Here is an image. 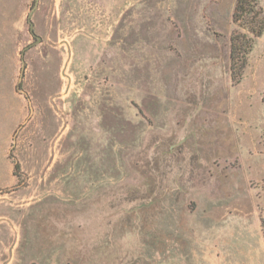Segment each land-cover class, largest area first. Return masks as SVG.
Returning <instances> with one entry per match:
<instances>
[{
	"label": "rangeland",
	"instance_id": "obj_1",
	"mask_svg": "<svg viewBox=\"0 0 264 264\" xmlns=\"http://www.w3.org/2000/svg\"><path fill=\"white\" fill-rule=\"evenodd\" d=\"M234 4L0 0V264H264V31L233 84Z\"/></svg>",
	"mask_w": 264,
	"mask_h": 264
},
{
	"label": "trees",
	"instance_id": "obj_2",
	"mask_svg": "<svg viewBox=\"0 0 264 264\" xmlns=\"http://www.w3.org/2000/svg\"><path fill=\"white\" fill-rule=\"evenodd\" d=\"M232 23L238 29L230 36V74L232 83L237 84L241 80L254 40L264 31V11L260 0H235ZM262 103L264 105V92ZM9 158L12 159L14 167L13 175L19 177V164L11 154Z\"/></svg>",
	"mask_w": 264,
	"mask_h": 264
},
{
	"label": "water",
	"instance_id": "obj_3",
	"mask_svg": "<svg viewBox=\"0 0 264 264\" xmlns=\"http://www.w3.org/2000/svg\"><path fill=\"white\" fill-rule=\"evenodd\" d=\"M28 22L30 24V31L33 34V25H32L31 20H30V15L28 16ZM37 42H40V39L39 38H37ZM23 70H24V64L22 65V71H21V74H20V78H19V82L17 84V87H19V83H20V81L22 79Z\"/></svg>",
	"mask_w": 264,
	"mask_h": 264
}]
</instances>
